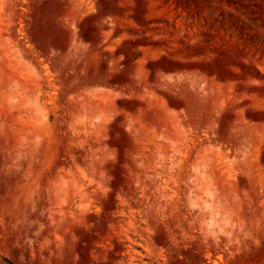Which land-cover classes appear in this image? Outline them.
Listing matches in <instances>:
<instances>
[{
    "label": "rangeland",
    "instance_id": "rangeland-1",
    "mask_svg": "<svg viewBox=\"0 0 264 264\" xmlns=\"http://www.w3.org/2000/svg\"><path fill=\"white\" fill-rule=\"evenodd\" d=\"M0 264H264V0H0Z\"/></svg>",
    "mask_w": 264,
    "mask_h": 264
}]
</instances>
